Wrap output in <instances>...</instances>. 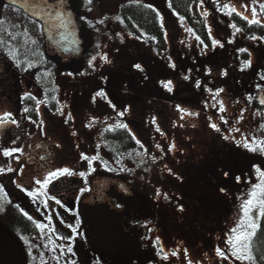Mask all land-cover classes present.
<instances>
[{
  "label": "flooded vegetation",
  "instance_id": "flooded-vegetation-1",
  "mask_svg": "<svg viewBox=\"0 0 264 264\" xmlns=\"http://www.w3.org/2000/svg\"><path fill=\"white\" fill-rule=\"evenodd\" d=\"M75 2L77 4V1ZM0 5V8L5 6L1 3ZM76 7L77 19L82 23L83 21L78 18V5ZM229 25L228 28L232 33L234 31L236 36L252 39L231 27L232 21H229ZM30 37L21 38L25 43H31L32 37ZM259 39L260 37H255V40ZM16 43L18 44V41ZM2 45L4 44L0 39V47ZM5 45L9 47L10 52H15L16 46L9 45V40ZM1 55L5 56L6 64L0 65V116L9 112L11 119H15L17 123L9 122L0 126V168L7 169L10 166L13 169L11 172L5 170L4 173H0V186L4 189L0 202L5 200L9 206L7 211L8 206L0 203V264H23L22 261L25 264H42V260L43 264H103L104 259L108 260L107 264H190V262L191 264H241V261L231 256L226 243L229 236L227 234L229 224L227 222L224 225L217 224L215 218H213L212 225L202 224V220L204 222L212 220V214L207 216L200 213L197 200L201 199L196 196L175 197L169 191L166 196L162 197V165L155 164L156 162L150 157L155 155V151L162 156V111H158L159 113L153 111L154 127L150 128L153 132L149 130L146 132L138 116L137 121L135 120L133 105L130 104L128 108L122 103L125 97L128 102L132 99L131 86L69 85L67 83L60 85L55 83L57 82L55 77L58 74L56 68L47 61L45 56L43 57L44 63L49 67L43 69V67L39 68L35 58L29 61L32 67L18 68L16 67L18 61H13L12 58L7 57L10 55L2 53L0 49V59ZM16 59L19 58L16 57ZM85 60L86 57L84 64ZM84 70L86 71L83 69L79 74L69 75V72L61 74L76 77ZM261 71V73H256V77L260 79L259 84L254 87V96L261 108L257 124L262 129L264 104L260 101L264 99V79H262L264 71ZM26 93L36 99L29 98L25 95ZM98 93L101 94L98 95ZM37 101L41 103L37 105ZM25 108L28 109L27 112L24 111ZM119 111L126 113V119L117 117ZM210 120L212 124L215 121L213 117ZM83 124H85L84 128H78ZM119 124L127 126L128 135L135 139L138 146L137 152L132 147L128 155L138 153V156L145 155L139 157L140 159H145L146 156L151 159L149 164L130 167L128 169L130 174L127 177L139 180L137 173H143L144 179L154 178L159 184L158 189L154 187L156 196L140 197L138 195L140 206L137 211L117 201L110 202V207L123 216L122 227L136 249L143 257L150 255L148 260L124 256L108 259L97 252L93 228L86 223L82 212V203L88 196L90 184L88 189L83 177L73 169L60 166L59 169L68 168L75 174L62 175L53 179L44 190L48 196L60 200L59 205L54 199H47L44 195H38L34 199L17 187V184H20L28 191L39 189L40 185L35 181H43L48 173L57 170L53 169L59 156L65 158L66 155L70 157L78 155L81 157L83 153L88 157L92 155L108 157L109 149L104 142L105 132L123 129L116 127ZM135 125L142 126L144 134L148 136V138H143L146 141L145 144H141L136 139V132L133 133ZM90 126L93 127L91 131ZM208 129L214 130L211 126ZM78 132L79 136L76 135ZM156 134L157 139H155ZM40 144L48 145L50 149L37 150L36 147ZM13 148H20L21 152L13 153L8 157L3 155V149ZM47 156H52V158L47 160ZM259 167L262 168L261 165ZM216 168L219 172H230L228 165L222 163ZM117 170L125 171L114 167L112 173ZM8 173L11 179L6 181L4 178ZM73 178L78 180L71 184ZM56 182H58L57 185L52 186ZM227 182L230 187V181ZM85 188L87 191L82 192L81 189ZM188 198L192 201L197 199L196 203ZM45 200H47V207L43 203ZM11 209H14V212H11ZM28 216H31L32 220H29ZM48 217H51V222ZM23 219L25 222L22 223ZM77 221H79L78 224ZM36 222L47 225L55 231L49 232L48 228L43 231L38 230L35 227ZM218 230H220L218 237L214 238L213 234ZM162 231L163 236L171 240L169 248L162 245ZM21 236L26 238L27 243L20 238ZM49 237L54 243H49ZM205 241L212 244L213 252L207 244L205 245ZM200 242L201 245H198ZM190 243L204 249L203 258H189L186 248ZM69 247L72 249L71 252L68 251ZM217 248L222 249L229 258L224 260L217 256ZM165 254H167L166 259ZM244 264L255 263L245 261Z\"/></svg>",
  "mask_w": 264,
  "mask_h": 264
},
{
  "label": "trees",
  "instance_id": "trees-1",
  "mask_svg": "<svg viewBox=\"0 0 264 264\" xmlns=\"http://www.w3.org/2000/svg\"><path fill=\"white\" fill-rule=\"evenodd\" d=\"M105 1L114 4L115 0ZM213 2L220 8L218 11L227 15L245 37H264L263 26L256 23L250 25L236 12L227 14L228 10L222 9L221 0H213ZM93 3H96V0H92ZM165 3L159 8L144 0H128L118 7L117 13L122 21L123 29L133 38L134 47H131L135 54H124L125 56H119V58L116 56L118 59L127 56L129 61L126 60V66L121 69L114 65L117 69L115 68L114 72H106L99 83L106 85L109 82L112 86H131L132 99L128 102L125 97L122 103L128 108L132 104L135 115L141 118L142 115H153V111L157 110L156 101L159 100L162 103V163L159 164L162 165V174L166 173L174 177V180L171 179L180 184V190H183L185 195L179 190V184L171 187L169 192L181 198L187 197V193L192 192L201 199L197 201L200 213L207 216L213 214L216 223L224 225L225 222L235 221L237 218L238 215L236 216L235 212L238 209V212L240 211V204L247 198L249 192L244 187L245 183L251 185L258 183L254 166L261 165V170L264 171V154H261L259 150L251 152L243 146L245 140L250 145L253 141L264 140V121L261 129L257 124L261 108L254 96V87L259 84L256 80L258 77L255 76L254 80L248 78L246 82H243L245 75L241 73L246 70L248 74L249 66L244 65L246 61H250V55L235 53L237 62L242 64L240 68H236L233 52H230L228 56L225 53V60L221 58L217 60L219 65L221 61L226 62L221 65L219 75H216V63L212 62L206 54L212 53L214 56L221 46L219 43L213 44L216 40L211 37L208 21L199 15L201 0H166ZM180 17H183L182 21ZM82 25L87 29L84 22ZM166 27L174 30L177 37L173 51L169 50L166 40ZM193 43L195 50L189 47ZM152 53L156 56L162 55V70L153 71L152 68H148L149 62L142 59L135 61L134 56ZM116 59L115 62H117ZM144 62H147L144 64L147 65L145 69ZM135 63L140 67L137 68ZM212 67H215V71L211 70ZM168 82H171L170 85L165 87L164 85ZM89 85H95V83H89ZM233 86H236L238 90L230 88ZM119 113L117 117L126 119V113L122 115ZM212 117L215 119L213 124L219 131L208 129L213 125L210 123ZM135 120L137 121V118ZM172 130L190 135L198 131L201 133H198L200 137L209 133L213 138L211 141L207 136L206 139L200 138L203 144L195 148L198 150L193 151L195 149L191 147L189 155L184 158L185 160H181L179 153L177 157L174 156L181 148L173 146V141L169 138ZM105 133L104 142L109 149V156L106 160L101 158L98 160L106 174L112 173L114 167L117 169L123 166L125 171L117 170L114 173L122 172L121 174L129 175L130 167L150 163L151 159L148 157L140 159L138 153L128 155L132 147L137 152L138 146L135 139L128 135L126 128ZM237 141L241 143L238 144ZM221 163L228 165L230 172H219L216 166ZM179 165L183 166L181 171L176 168ZM170 177L165 175L163 178L162 175V183H167ZM237 177L240 178L239 181ZM227 181H230V187L223 185H226ZM149 192L153 196L156 195L151 186ZM2 201L0 203L8 206L5 200ZM6 209L8 211L9 206ZM11 212H14V209H11ZM224 218L226 220L221 224ZM23 222H25L24 219ZM259 224L260 227L250 240L252 262L264 264V218L260 219ZM22 262L25 264L24 261Z\"/></svg>",
  "mask_w": 264,
  "mask_h": 264
},
{
  "label": "rangeland",
  "instance_id": "rangeland-1",
  "mask_svg": "<svg viewBox=\"0 0 264 264\" xmlns=\"http://www.w3.org/2000/svg\"><path fill=\"white\" fill-rule=\"evenodd\" d=\"M77 5H78V18L79 20H82L86 27L87 31L89 32L90 36L93 38L94 45L92 50L88 54V60H87V65H86V71L84 70L83 74H80L76 77L74 76H67L65 74H58L57 76V83L60 85H65L67 84H73V85H87L89 83H95L101 81V77L109 71L114 70L118 66V69L124 68L126 66V60H128L126 57L118 59L119 56L123 57L124 54L130 55V54H135L133 53V49L131 46H133L132 41L133 38L123 29L122 21L117 19L118 16V7L125 3L128 0H115L114 4H110L106 2L105 0H96V3L92 4V0L90 4H86L85 0H76ZM145 2L152 3L156 7L161 8L162 5H165L166 0H144ZM222 2V9L224 8L223 5L228 4L231 7L236 9V12L242 13L244 16L248 17V19L252 18V9L255 8L257 11V17L256 19L260 21V23L264 27V12L260 10V4L264 3V0H221ZM1 6V5H0ZM218 5L214 4L213 0H203V3H201L198 11L199 15L202 17H205L206 20L208 21L210 31H211V37L212 39L216 40L217 43H219L221 46L220 48L217 49L215 52L214 56L212 53L206 54L209 56L211 61L215 62V67H216V75H219V71L221 70V65H223L226 61H221V65L218 64V59L221 58V60L226 59V55L228 56L230 52H233V58L235 57L236 54L240 53H245V51H241V49H245L248 51V54L250 55V66L248 67V74L246 70H244L241 74L245 75L243 77V82H246L247 79L249 78L250 80L253 79L256 76V73H261L263 70L264 71V37H261L259 40L255 39H244L240 38V36H236L237 34L231 32L230 25H229V17L227 15H223L221 11H218L220 8L217 7ZM247 6V7H245ZM167 7V6H166ZM218 8V9H217ZM207 12V16H204L203 13ZM98 21H103V23H98ZM248 21V20H247ZM167 31V36L166 40L169 45V50L173 51L175 49V45L177 42V37L175 36V31L170 30L166 27ZM23 33V34H22ZM25 36H31V43H25L22 41V38L24 39ZM22 37V38H21ZM30 37V38H31ZM0 39H2L3 44L0 49L2 50V53L8 54L10 56H7L9 58H12L13 61H18L17 64H19V67L16 65V67L21 68H28L30 63L29 61L32 58H35L38 61L39 68L45 69L48 68L46 63H44V56H43V36L41 33L40 26L36 24L35 22L31 21L30 19L26 18L21 12L10 8L8 6H2L0 8ZM9 40V45L16 46L15 52H10L9 47L5 44H7ZM18 41V44L16 43ZM26 41V40H25ZM195 44L193 43L189 47H193L194 49ZM129 47L130 50H129ZM134 47V46H133ZM125 51V52H124ZM195 52V51H194ZM121 53V54H117ZM226 53V55H225ZM223 54L221 57L220 55ZM107 56V61L105 62L103 59H101L102 56ZM118 56V58L116 57ZM125 56V55H124ZM19 58V59H16ZM44 57V58H43ZM92 57H96L95 60L92 61V66H89V61L92 60ZM117 62H115V59ZM135 61L142 59L143 61L149 62L148 68H152L153 71H158L159 69L162 70V55L156 56L155 54H148V55H139V56H134ZM129 61V60H128ZM143 63V67H147ZM229 61H227L228 63ZM235 66L236 68H240L242 64L240 62H237V59L235 57ZM6 64V58L5 56L1 55L0 59V65ZM137 63H135L136 65ZM142 64V63H141ZM140 64V65H141ZM150 64H152L150 66ZM231 64V63H230ZM129 65V64H128ZM231 66V65H230ZM215 67H212V71ZM117 69V68H116ZM231 72V71H230ZM116 73V71H115ZM118 73V72H117ZM212 73V72H211ZM245 73V74H244ZM150 74V73H147ZM162 74V71H161ZM247 74V77H246ZM88 75V76H87ZM152 75V74H150ZM99 78V79H98ZM259 79H256L257 82H259ZM258 84V83H257ZM231 89H237L236 86L230 87ZM243 90V88H242ZM157 105V110L162 111V103L158 101L155 102ZM96 115V114H95ZM136 116V115H135ZM154 115L146 114L139 116L141 118V123L145 127L146 132L149 130L150 132H153L150 130V128L154 127V121H152V118ZM137 118V116H136ZM212 121V120H211ZM83 126H78V128H84ZM93 127L90 126V131ZM138 128V129H137ZM136 132V139L141 143L145 144L146 141L144 140L145 138H148L144 134V131L142 129V126L137 127L135 125V128L133 130ZM89 133V132H88ZM198 131L195 132L194 135L190 134H184L182 132H172L169 135V138L171 141H173V146L179 147V152H176L174 154L175 157H177L178 153L180 155L181 160H185L184 158L187 157L189 154V150L195 149L196 147H199L200 145L203 144L201 139H206L207 137L212 140L210 134L208 133L206 136L204 133V137H200L198 135ZM201 134V133H199ZM70 135V134H69ZM77 136H79V132L76 133ZM91 136V135H89ZM71 137V136H70ZM93 137V136H91ZM144 138V139H143ZM158 136L156 134L155 139H157ZM168 138V136H167ZM201 138V139H200ZM151 139V138H150ZM168 143V140L166 141ZM87 143V142H86ZM211 143V142H209ZM170 146V145H169ZM157 148V147H156ZM198 149H195L193 151H197ZM155 155L152 156L153 161H155V164L162 163V156H159L157 151H155ZM94 156V155H92ZM145 155L138 156V157H144ZM91 157V156H90ZM105 157V158H104ZM148 157V156H146ZM102 158L103 160H106V156L99 157ZM225 161V160H224ZM186 163V162H185ZM212 163V162H211ZM6 164V163H4ZM60 166L64 167H69L74 170L77 174L80 172H85L87 175L86 177H83L84 184L88 187L89 184L92 183L93 180L96 178H99L102 176V166L100 161L97 159L96 161L93 162L92 164V169H89V165L86 160H82L80 156L75 155L73 157H70L68 155L65 156H59L57 159V162L55 163L54 169H59ZM1 167V166H0ZM56 167V168H55ZM183 166H176L177 170L181 171V168ZM8 172V171H7ZM163 178L170 175L164 173L162 174ZM108 177V175H105ZM137 176L139 180H134L133 178L129 177H123V176H117L115 177L116 179L122 181L123 183H126L128 186H131L134 188V190L138 193V195L141 197H147L148 195L150 196L151 193L149 192V187L151 186L152 188L156 187L157 189L159 188V184L156 183V180L154 178H143V173H137ZM174 177H170L168 182L162 183V197L164 195H167V190L170 191L171 187L177 186L179 184L177 181L174 182ZM10 173L7 174V177L4 178V180L8 181L10 180ZM258 180V179H257ZM142 182V183H141ZM182 183V181H180ZM259 183V180H258ZM145 184V185H144ZM179 190L180 184L178 185ZM226 187H229V184L226 183ZM253 185L248 184L247 182L245 183V189L250 190ZM148 189V190H147ZM184 195L185 192L183 190H180ZM187 197H195V195L192 192L187 193ZM189 199V198H188ZM192 201L191 199H189ZM197 200V199H196ZM196 200L192 201L196 203ZM198 201V200H197ZM198 204V203H197ZM239 210V209H238ZM236 210L235 215L237 218H235V221L229 220L227 223L229 224V235H231L230 229L235 227L240 215L241 211L238 212ZM210 216V214L208 215ZM235 217V216H234ZM214 215L212 214V220L210 221H203L202 224L206 225L209 223L212 225ZM215 220V219H214ZM226 218L221 220V224L224 223ZM220 224V223H219ZM87 228L89 226L87 225ZM202 228V227H201ZM206 229V228H204ZM211 231V230H209ZM220 230L217 231V233L213 234L214 238L218 237V233ZM164 232L162 231V245H164L166 248H169L171 246V240L168 239V237L163 236ZM208 245L210 250L213 252L214 248L210 242L205 241V245ZM198 245H201V242L198 243ZM187 255L189 258H203V250L200 248L193 246L191 243L187 244ZM213 255V254H212ZM211 255V256H212ZM108 260L104 259L103 264H107Z\"/></svg>",
  "mask_w": 264,
  "mask_h": 264
},
{
  "label": "water",
  "instance_id": "water-1",
  "mask_svg": "<svg viewBox=\"0 0 264 264\" xmlns=\"http://www.w3.org/2000/svg\"><path fill=\"white\" fill-rule=\"evenodd\" d=\"M0 2L18 10L40 26L45 54L56 64L59 71H69L72 74L82 71L84 56L92 47L93 41L77 21V7L73 0L53 2L49 0H0ZM37 4L39 7L35 6ZM56 11L63 14L62 24L51 18ZM40 12L44 14H36ZM42 148L49 150L50 146L40 144L36 147L37 150ZM51 158L52 156H47V160ZM77 180L73 178L71 184L76 183ZM112 200L130 206L136 211L140 206L138 193L122 182L110 178H97L92 182L91 192L82 203V212L86 223L93 228L97 252L108 259L124 256L148 260L150 255L143 257L124 231L123 216L110 207Z\"/></svg>",
  "mask_w": 264,
  "mask_h": 264
},
{
  "label": "snow or ice",
  "instance_id": "snow-or-ice-1",
  "mask_svg": "<svg viewBox=\"0 0 264 264\" xmlns=\"http://www.w3.org/2000/svg\"><path fill=\"white\" fill-rule=\"evenodd\" d=\"M86 4H90L91 0H85ZM201 3H203V0H201ZM36 7H39V5H35ZM171 6V5H170ZM223 7L225 9L228 10L227 14H232V12H236V9L231 7L228 4L223 5ZM247 7V6H245ZM260 10L262 12H264V3L260 4ZM37 15H43L44 13L40 12V13H36ZM48 15H51V13H47ZM237 15H240L242 19H246L248 20V23L254 24V23H260L259 20L256 19L257 17V11L255 8L252 9V18L248 19V17L244 16L242 13L240 12H236ZM204 16H207V12L203 13ZM157 17L159 18V13H157ZM54 20H58L61 22V24L63 23V14L60 11H56L55 15L51 17ZM117 19H119V17H117ZM181 21L183 20V17H180ZM98 23H103V21H98ZM163 26V25H162ZM231 27L235 28L236 31H240V29L236 28L235 25H231ZM188 31H191V29H188ZM198 39V38H197ZM252 39H255V37H252ZM217 42L213 41V44L215 45ZM241 51H246L245 49H241ZM96 57H92V60L89 61V66H92V61L95 60ZM101 59H103L105 62L107 61V56H102ZM251 61H246L245 62V67L250 66ZM17 66L19 67V64H17ZM33 65H29V67H32ZM137 68H139V65H136ZM27 69H25L26 71ZM83 74V73H82ZM45 75H49V73H45ZM69 75H71V73H69ZM185 79H187V77H185ZM262 79H264V77H262ZM171 82H168L167 84H165V87H168L170 85ZM197 85L199 86V82H197ZM169 90H171L169 88ZM222 91V90H221ZM101 93H98V95H100ZM26 96H29V98L31 99H36L35 97H31L30 94H25ZM53 99H55V97H53ZM41 102L37 101V105H39ZM261 104H264V99H262L260 101ZM25 112L28 111L27 108L24 109ZM221 111H223V107L221 106ZM120 115H122L123 113H119ZM12 123V124H16L17 121L15 119H11V113L9 112H5L3 114V116H0V126H3L7 123ZM116 127H120V128H126L127 126L124 124H119L116 125ZM211 127H213L214 129H216L217 131H219L218 128H216V125H211ZM238 131V129H237ZM75 134V133H74ZM225 139H228V137H225ZM13 143H15V141H13ZM237 143H241L240 141H237ZM243 146L245 148H247L249 151L251 152H256L257 150H259V152L261 154H264V140H256L253 141L252 144L250 145L249 142L247 140L243 141ZM17 152H21L20 148H13L11 150L9 149H3V155L5 157L11 156L13 153H17ZM99 157L98 156H91L88 157L86 155H84L83 153H81V159L82 160H86L88 165H89V169H92V164L94 161H96ZM18 159V157H17ZM43 159V158H42ZM257 176H258V180L259 183H256L252 186V188L249 190L248 192V196L246 199H244L242 201V203L240 204V211H241V215L240 218L236 224L235 227L230 229L231 235L228 236V239L226 241V243L229 246V251L230 254L233 258L241 261V264H244L245 261L248 262H252L253 261V255L251 252V245H250V240L252 238V236L256 233V231L258 230V228L260 227L259 221L261 218H264V171L261 170L260 167L258 166H254ZM5 170H7L8 172L13 171V169L9 166L7 167V169L5 168H0V173H4ZM75 173H73L72 170L68 169V168H63V169H57L53 172H50L47 174V176L44 178L43 181L41 180H36L35 182L37 184L40 185L39 189L33 190V191H28L24 188L21 187L20 184H17L18 188H21V191H25L27 195H29L30 197H33L34 199L38 196V195H44L47 197V199H54L56 204H61V201L58 199H55L54 197L48 196L47 192L44 191L47 186L51 183V181L53 179L58 178L59 176L62 175H68V176H72ZM86 173L85 172H80L79 176L81 177H86ZM227 175V174H225ZM239 177H237V180L239 181ZM81 191H87V189H81ZM223 191V189H222ZM157 194L159 195V190L157 192ZM4 195V189L2 186H0V196ZM167 199V197H165ZM45 207H47V200H45L44 202ZM119 206V205H118ZM25 215L27 216V213H25ZM29 220H32L31 216L27 217ZM49 222H51V217H48ZM79 223V221H77V224ZM35 227L38 230L43 231L45 228H48L49 232H54L55 229L48 227L47 225L41 224L36 222L35 223ZM73 231H75V228H73ZM22 240H25V242L27 243V240L25 237L21 236L20 237ZM158 242V241H157ZM49 243H54L51 239V237H49ZM47 247V245H46ZM68 251L71 252L72 249L71 247L68 248ZM162 251V249H161ZM216 253L217 256H219L220 258L227 260L229 257L228 255H226V253L220 249L217 248L216 249ZM173 255H175V253H172ZM41 257H43V253H41ZM164 258H167V254H165ZM42 264H43V260H42ZM191 264V262H190Z\"/></svg>",
  "mask_w": 264,
  "mask_h": 264
}]
</instances>
